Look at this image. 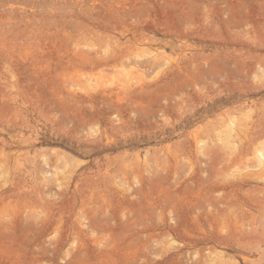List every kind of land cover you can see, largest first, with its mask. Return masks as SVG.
I'll list each match as a JSON object with an SVG mask.
<instances>
[{"label": "rangeland", "instance_id": "obj_1", "mask_svg": "<svg viewBox=\"0 0 264 264\" xmlns=\"http://www.w3.org/2000/svg\"><path fill=\"white\" fill-rule=\"evenodd\" d=\"M17 1L0 264H264V0Z\"/></svg>", "mask_w": 264, "mask_h": 264}, {"label": "bare ground", "instance_id": "obj_2", "mask_svg": "<svg viewBox=\"0 0 264 264\" xmlns=\"http://www.w3.org/2000/svg\"><path fill=\"white\" fill-rule=\"evenodd\" d=\"M3 1V0H2ZM19 1V0H18ZM17 1V2H18ZM28 1H31V0H28ZM28 1L26 2V3H28ZM54 1L55 0H35L32 4H33V8H34V10H35V7H37L40 11H42V13H44L43 12V10H46V11H48L49 10V12L51 13V14H53L54 12H55V8H54V6H56V4H54ZM56 1H58V0H56ZM61 1V0H60ZM64 1V0H63ZM16 2V3H17ZM59 2V1H58ZM1 3V2H0ZM9 3V2H8ZM30 3V2H29ZM29 3H28V6H29ZM63 3V2H62ZM61 3V4H62ZM10 4H11V2H10ZM22 5V4H21ZM23 5H25V4H23ZM27 5V4H26ZM57 5H58V3H57ZM20 6V5H19ZM28 6H27V8H28ZM32 7V6H31ZM59 6H56V9L58 8ZM63 7V6H62ZM22 8V7H21ZM17 8V6H16V8L15 7H13V6H8L7 5V3H1L0 4V27H2L3 25H6V24H8L9 23V21L10 20H12L13 22H15V23H13L14 25L13 26H16V25H21V23H23L24 25H25V28H26V30L27 31H25V33H23L22 34V32H21V35L20 36H24V38H26V43H20V42H18V43H20L21 45H23L22 47L23 48H26L25 46H28V47H30V49L32 48V47H39L40 45L36 42V39H38L37 38V32H38V28H35V27H32V29H30V27H31V25H30V22L34 19L35 20V18H32V17H29L28 19L27 18H25V16H23V13L25 12H21V10L22 9H27L26 8V6L24 7V8ZM36 8V9H37ZM21 9V10H20ZM31 9V8H30ZM29 9V10H30ZM59 9H64V8H59ZM59 9H58V11H59ZM34 10L33 11H31L30 13L31 14H33V12H34ZM38 11V10H37ZM27 12V11H26ZM39 12V11H38ZM27 15H28V13H26ZM12 16V18H9V16ZM34 15H36V14H34ZM41 15V14H40ZM43 15V14H42ZM41 15V16H42ZM46 15V14H45ZM47 16H49V14L47 15ZM46 16V17H47ZM37 17H39V13H38V16ZM36 17V18H37ZM42 17H44V16H42ZM54 17L55 16H52L51 18H49V21H50V23H52L53 21H55L54 20ZM38 19V18H37ZM53 25V24H52ZM9 25H7V27H8ZM10 26H12V25H10ZM9 26V27H10ZM54 26V25H53ZM60 26V25H59ZM20 27V26H19ZM39 27V26H38ZM56 27V26H55ZM58 27V26H57ZM4 28V27H3ZM15 29H17L16 27H14ZM24 28V29H25ZM42 28V27H41ZM54 28V27H53ZM2 29V28H1ZM0 29V30H1ZM10 29L12 30L13 28L12 27H10ZM14 29V30H15ZM18 30V29H17ZM51 30V29H50ZM49 30V31H50ZM9 31V30H8ZM7 31V32H8ZM20 31V30H19ZM18 31V32H19ZM23 31V30H22ZM55 31V30H54ZM6 33V31H3V33ZM9 32H11V31H9ZM18 32H16V33H18ZM43 32V31H42ZM59 32V31H58ZM0 33H1V31H0ZM3 33H1V34H3ZM4 33V34H5ZM13 32H11V34H12ZM7 34H9V33H7ZM11 34H10V36H11ZM14 34V33H13ZM12 34V35H13ZM57 34V33H56ZM18 35L19 34H17V37H18ZM40 35V34H39ZM58 35V34H57ZM1 36V35H0ZM5 36V35H4ZM13 37H14V35H13ZM5 38V37H4ZM10 38H12V37H10ZM16 38V37H15ZM20 37H18V38H16L17 40L19 39ZM0 39H3V36H2V38H0ZM9 39V38H8ZM15 39V40H16ZM21 39V38H20ZM19 39V40H20ZM6 40V39H5ZM5 40H3V42L5 41ZM10 40H13V39H10ZM1 41V40H0ZM8 41V44H9V40H7ZM11 42V41H10ZM41 42V41H40ZM45 42V41H44ZM12 43H14V45H15V42L13 41ZM1 45L2 44H4V43H0ZM39 45V46H38ZM3 46H5V45H3ZM11 47H12V49H14L13 48V46L12 45H10ZM19 47L20 48V46L19 45H17L16 44V46L15 47ZM11 47H10V49H11ZM43 47V46H42ZM7 48V47H6ZM8 48H9V46H8ZM0 49H1V47H0ZM4 49H5V47H4ZM41 49V48H40ZM7 50V49H6ZM37 50H38V48H37ZM38 61V60H37ZM34 63H36V62H34ZM37 63H39V62H37Z\"/></svg>", "mask_w": 264, "mask_h": 264}]
</instances>
